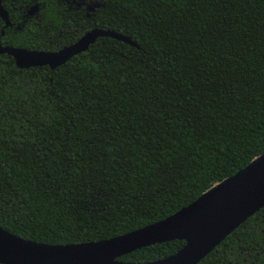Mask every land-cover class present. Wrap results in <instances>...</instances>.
<instances>
[{"label":"trees","instance_id":"trees-1","mask_svg":"<svg viewBox=\"0 0 264 264\" xmlns=\"http://www.w3.org/2000/svg\"><path fill=\"white\" fill-rule=\"evenodd\" d=\"M0 45L56 52L99 29L64 65L0 55V227L32 242H99L160 222L264 154V0H2ZM83 3V4H82ZM90 3L99 7L88 10ZM119 258L149 263L183 248ZM198 264H264V207Z\"/></svg>","mask_w":264,"mask_h":264},{"label":"water","instance_id":"water-1","mask_svg":"<svg viewBox=\"0 0 264 264\" xmlns=\"http://www.w3.org/2000/svg\"><path fill=\"white\" fill-rule=\"evenodd\" d=\"M0 0L4 28L10 25ZM83 4V3H82ZM99 5L90 3L88 10ZM113 38L136 46L129 38L99 29L56 52L0 45V55L14 60L19 69L49 67L54 70L86 51L98 38ZM264 207V154L242 170L215 184L194 202L166 219L111 239L68 245H48L19 238L0 227V264H198L228 235ZM184 241L175 254L149 263L123 262L119 258L156 244Z\"/></svg>","mask_w":264,"mask_h":264},{"label":"flooded vegetation","instance_id":"flooded-vegetation-1","mask_svg":"<svg viewBox=\"0 0 264 264\" xmlns=\"http://www.w3.org/2000/svg\"><path fill=\"white\" fill-rule=\"evenodd\" d=\"M43 8V4L38 2L37 0H31V6L25 7V15L22 16L23 19H32L36 18L39 15L40 10ZM10 22V21H9ZM14 23L10 22L8 27H13Z\"/></svg>","mask_w":264,"mask_h":264}]
</instances>
